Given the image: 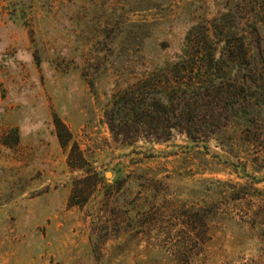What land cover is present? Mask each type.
<instances>
[{"label":"rangeland","instance_id":"374dc122","mask_svg":"<svg viewBox=\"0 0 264 264\" xmlns=\"http://www.w3.org/2000/svg\"><path fill=\"white\" fill-rule=\"evenodd\" d=\"M0 264H264V0H0Z\"/></svg>","mask_w":264,"mask_h":264},{"label":"trees","instance_id":"16d2710c","mask_svg":"<svg viewBox=\"0 0 264 264\" xmlns=\"http://www.w3.org/2000/svg\"><path fill=\"white\" fill-rule=\"evenodd\" d=\"M130 106H131V108L133 109V110H135V109H140L142 106L139 104V102H138V100H136V99H132L131 101H130ZM156 108H158L157 107V105H156ZM149 117H150V115H148ZM153 120H154V118H152V119H150V121H149V123L150 122H153ZM143 124H145V123H143ZM60 127H65L64 126V124L62 123V122H60L59 121V124H58V129H59V137H60V140H61V142L64 144V145H66V143H67V141H68V139H65L64 138V132L61 130V128ZM177 127H178V124L177 123H175V124H173V126H171V128H175V129H177ZM79 155L82 157V153H79ZM73 161V157L71 156V155H69V163H71ZM71 165V164H70ZM75 189L73 190V192H72V196H71V199H70V201L72 202V203H83L84 201H75Z\"/></svg>","mask_w":264,"mask_h":264},{"label":"water","instance_id":"95a60500","mask_svg":"<svg viewBox=\"0 0 264 264\" xmlns=\"http://www.w3.org/2000/svg\"><path fill=\"white\" fill-rule=\"evenodd\" d=\"M107 176H110V172L107 173Z\"/></svg>","mask_w":264,"mask_h":264}]
</instances>
